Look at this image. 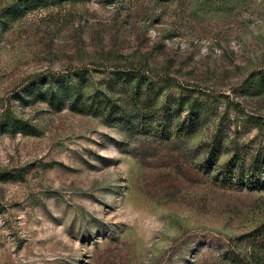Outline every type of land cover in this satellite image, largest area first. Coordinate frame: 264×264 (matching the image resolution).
I'll list each match as a JSON object with an SVG mask.
<instances>
[{
	"label": "rangeland",
	"instance_id": "rangeland-1",
	"mask_svg": "<svg viewBox=\"0 0 264 264\" xmlns=\"http://www.w3.org/2000/svg\"><path fill=\"white\" fill-rule=\"evenodd\" d=\"M115 61L161 80V102L195 99L199 129L162 138L17 96L74 69L91 91ZM262 69L264 0H0V117L29 124L0 132V264H264V190L208 163L216 138L218 163L264 144V92L242 86Z\"/></svg>",
	"mask_w": 264,
	"mask_h": 264
},
{
	"label": "trees",
	"instance_id": "trees-1",
	"mask_svg": "<svg viewBox=\"0 0 264 264\" xmlns=\"http://www.w3.org/2000/svg\"><path fill=\"white\" fill-rule=\"evenodd\" d=\"M115 62L107 72L109 78L91 91L88 89L90 69H74L46 73L28 83L22 95L17 96H21L26 103L44 101L54 109L69 107L83 114L99 116L105 123L123 124L127 129L141 123L147 131L152 130L162 138H167L170 133L190 136L199 129V117L194 113L200 110V105L196 104L195 99L179 95L161 102V87L154 89L161 80H154L140 65ZM242 86H245L246 94L263 93L264 69L248 75ZM115 92H125L126 98L114 97ZM185 108L188 113L184 119L175 122ZM251 124L257 130H262L264 119L257 116ZM27 126L26 121L10 113L0 117V132L6 129L22 130ZM216 139L210 148L208 162L216 166L213 180L236 190H264V144L244 151L243 144L234 143L230 156L218 163L223 144Z\"/></svg>",
	"mask_w": 264,
	"mask_h": 264
}]
</instances>
